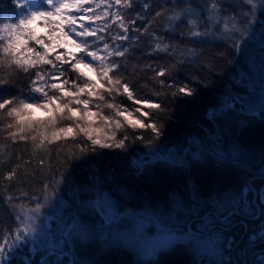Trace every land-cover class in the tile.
<instances>
[{
  "label": "snow or ice",
  "instance_id": "snow-or-ice-1",
  "mask_svg": "<svg viewBox=\"0 0 264 264\" xmlns=\"http://www.w3.org/2000/svg\"><path fill=\"white\" fill-rule=\"evenodd\" d=\"M10 4L12 14L7 19L0 16V166L5 169L0 173V264H39L46 255L41 234H48L47 225L53 223L49 216L56 217L54 226L61 229L68 252L86 246L93 236L109 243L117 209L106 202L120 199L113 191V185L119 186L116 173L101 175L98 166H90L83 180L78 173L89 158L105 151L127 153L137 142L154 151L146 154L147 159H136L134 173L145 176L153 167H180L183 191L178 188L171 195L183 196L188 206L194 203L193 195L204 200L213 213L210 220L216 222L210 234L216 249L222 251L233 239L220 230L245 220L257 223L248 243L264 244V220L254 219L253 208L254 201L264 204V171L245 172L238 192L228 196L218 192L207 199L193 175V165L204 152L220 162L235 160L239 166L249 149L241 134L257 117L264 124V107L254 111L248 102L227 94L219 107L223 111L210 107L209 125L212 134V121L221 124L222 131L225 118L234 122V127L229 124L231 149H221L219 140L200 133L203 151L189 154L172 149L161 154L158 144L165 125L156 117L168 110L161 97L193 98L198 94L193 84L208 87L195 74L188 82H176V71L201 53L181 40L173 42L175 37L196 43L223 41L229 54H241L257 14L264 11V0H10ZM142 79L146 82L138 92ZM19 84L24 88L15 94L6 91ZM150 85V92H144ZM35 110L44 115L36 116ZM65 186L72 192L70 201L65 199ZM66 205L82 208L85 214L64 219L66 210H72ZM259 214L264 216V209ZM8 217L11 223L5 224ZM178 227L171 224L168 235H187L188 225L182 233L174 231ZM191 227L199 232L195 224ZM67 264H73L72 257Z\"/></svg>",
  "mask_w": 264,
  "mask_h": 264
},
{
  "label": "trees",
  "instance_id": "trees-1",
  "mask_svg": "<svg viewBox=\"0 0 264 264\" xmlns=\"http://www.w3.org/2000/svg\"><path fill=\"white\" fill-rule=\"evenodd\" d=\"M164 3V0H159ZM12 14L10 0H0V16L7 19ZM250 37L242 45V53H230V49L225 47L223 41L204 40L199 43L189 42L186 39L175 37V40H181L187 43L188 47H195L199 55L193 63L182 66L176 71V82H188L193 74L203 78V82L208 87L193 84L197 88L198 94L193 98H171L161 97V100L167 107V112L161 115L160 122L165 125V135L161 137L158 149L161 154L172 149L178 154H189L192 151L201 152L199 139L200 133L205 135V139L217 141L221 149H231V143L234 137L229 130V124L234 127V122L225 118L222 125L212 121L210 134L209 121L212 119L213 112L210 107L215 105L218 111L222 106V100L227 94H231L237 100L248 102L249 108L258 110L264 107V11L257 14V18L249 30ZM225 53L224 57L219 53ZM232 61V63H228ZM22 80L24 77H17ZM146 81L140 80L137 85L138 92L140 85ZM144 89V92H150ZM24 88L19 84L16 88L9 87L6 91L15 94L19 89ZM256 101V102H255ZM127 103V102H126ZM251 114V113H249ZM36 116H42L35 114ZM129 135L131 131L129 130ZM146 136L150 134H145ZM195 141L194 145L191 142ZM241 142L248 145L247 156L240 160L239 166L235 160L229 159L220 162L210 152H204L201 160L193 165V175L195 181L202 185V195L204 198H214L218 192L228 196L238 192L243 182V173H255L257 169L264 171V124L256 121L251 123L241 134ZM154 151L147 149L143 144L137 142L132 145L127 153L116 154L105 151L97 156L89 158L85 162L84 171L78 173L79 179H84V173H87L90 166H98L100 174L105 171L116 173V179L119 186L113 185V191L120 197L117 201H107V205L116 204L117 219L115 228L112 231L109 243L102 238L93 236L84 247L74 248L73 252H68L61 242L62 232L60 228L54 226L56 217L51 216L53 222L50 224L46 240L43 247L46 252L51 250L54 262L49 264H60L56 255L67 253L73 258V264H178V241L183 243L193 242L189 237L170 236L171 224H179L181 227L174 229L177 233L183 232V226L189 220L198 219L195 222L201 224L210 220L208 209L204 206L205 202L195 195L192 196L190 206L184 203V197L180 195H171L176 189L183 191L182 170L178 166L153 167L147 175L136 174L134 169L136 159L145 158L146 154ZM223 155V154H221ZM164 157H161L163 160ZM132 161V165H131ZM151 162V161H150ZM163 163V162H157ZM227 165V166H225ZM78 167V166H77ZM0 166V173L4 171ZM76 173L74 172L73 175ZM156 177L157 180H154ZM259 179V177H256ZM223 190V191H222ZM91 198L93 193H85ZM64 196L66 201H70L72 192L64 187ZM191 198V192L187 193ZM215 203V201H211ZM72 209L63 214L64 219L75 216L78 212L83 213L82 208H75L72 205H66ZM253 208H255L253 206ZM108 212L112 208L108 207ZM58 215L61 214L59 211ZM95 219V217H92ZM200 218V219H199ZM11 223V218L5 220V224ZM97 229H100L101 223L96 221ZM148 229H152L151 232ZM135 231V238L149 237L159 238L160 241L153 243L147 250L136 249L135 244L125 241L124 234ZM124 235V236H123ZM123 236V239L120 238ZM198 242L204 240V237L196 238ZM195 241V240H194ZM171 248V249H169ZM198 248V247H196ZM123 259V260H122Z\"/></svg>",
  "mask_w": 264,
  "mask_h": 264
},
{
  "label": "flooded vegetation",
  "instance_id": "flooded-vegetation-1",
  "mask_svg": "<svg viewBox=\"0 0 264 264\" xmlns=\"http://www.w3.org/2000/svg\"><path fill=\"white\" fill-rule=\"evenodd\" d=\"M253 206L256 209L254 219L257 221L264 220V216L259 214L260 209H264V204L258 205L257 202L254 201ZM209 214L213 215L211 212H209ZM204 218L205 216L201 219ZM237 219L243 218L237 217ZM196 220L198 219H193L192 221L189 220L190 222L188 221L186 224L188 225L187 235H180V237H189L190 239H193V242H188L186 244L182 241H178V264H216L217 261L221 260L223 264H261V261H264V252L260 251V248H264V244L260 245L258 241L252 245L248 243L251 229L257 227L256 222L248 220H245L243 224L233 222L231 229H221L220 231H227L228 236L233 238L228 241V246L221 251L216 249L211 242L212 239H215V237L210 234L213 232L216 222L208 220L207 224H197L195 223L198 222ZM193 224H195L196 228L199 229L198 233L193 231L194 229L191 227ZM261 227H264V225H261ZM261 235H264V233H261ZM198 237H204L205 239L198 242L196 239ZM190 244L202 247H190ZM52 253L53 252L51 250L47 251L44 258L39 260V264H44L45 259L49 260V262H54L55 258L52 257ZM32 256L35 260V249L32 250ZM69 257L72 256L67 253L56 255L60 264H67Z\"/></svg>",
  "mask_w": 264,
  "mask_h": 264
},
{
  "label": "rangeland",
  "instance_id": "rangeland-1",
  "mask_svg": "<svg viewBox=\"0 0 264 264\" xmlns=\"http://www.w3.org/2000/svg\"><path fill=\"white\" fill-rule=\"evenodd\" d=\"M256 102V101H255ZM35 114H39L41 115L42 114V111L41 110H35ZM135 231H132L128 234H124L125 237H124V240L125 241H129V243L131 244H135L134 246L136 247V249H143V250H147L151 247V245L153 243H157L160 241L159 238H149V237H144L143 239H139V238H135V236H137ZM43 239L46 240V235L45 234H41ZM123 235V236H124ZM123 236H120L121 239H123ZM199 247H202V246H199Z\"/></svg>",
  "mask_w": 264,
  "mask_h": 264
},
{
  "label": "water",
  "instance_id": "water-1",
  "mask_svg": "<svg viewBox=\"0 0 264 264\" xmlns=\"http://www.w3.org/2000/svg\"><path fill=\"white\" fill-rule=\"evenodd\" d=\"M47 219H48V221H51V220H52V217L49 216ZM192 220H193V219H192ZM192 220H190V221H192ZM190 221H189V222H190ZM47 227H48V229H49V228H50V224H48Z\"/></svg>",
  "mask_w": 264,
  "mask_h": 264
},
{
  "label": "bare ground",
  "instance_id": "bare-ground-1",
  "mask_svg": "<svg viewBox=\"0 0 264 264\" xmlns=\"http://www.w3.org/2000/svg\"><path fill=\"white\" fill-rule=\"evenodd\" d=\"M199 219H200V218H199ZM246 224H247V223H246ZM236 225H237V224H236ZM252 229H253V228H252ZM246 233H247V232H246ZM262 234H263V233H262ZM210 241H211V240H210ZM205 242H207V241H205ZM188 247H189V246H188ZM208 247H209V246H208ZM263 247H264V246H263ZM181 248H182V247H181ZM186 248H187V247H186ZM203 250H204V248H203ZM203 250H202V251H203ZM181 251H182V250H181ZM183 252H184V251H183ZM223 252H224V251H223ZM183 254H184V253H183ZM222 254H223V253H222ZM222 254H221V255H222ZM180 255H181V254H180ZM212 256H213V255H212ZM122 260H123V259H122ZM116 264H117V263H116Z\"/></svg>",
  "mask_w": 264,
  "mask_h": 264
}]
</instances>
